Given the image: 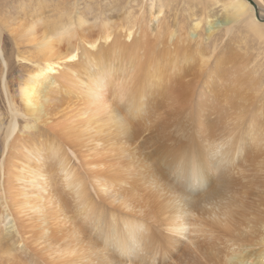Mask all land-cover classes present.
Listing matches in <instances>:
<instances>
[{"label":"bare ground","instance_id":"obj_1","mask_svg":"<svg viewBox=\"0 0 264 264\" xmlns=\"http://www.w3.org/2000/svg\"><path fill=\"white\" fill-rule=\"evenodd\" d=\"M225 1L230 19L246 21L255 35L264 37L263 9L252 0ZM27 6L22 4L18 10ZM158 9L160 12V5ZM29 10L30 22L18 28L22 46L29 49L25 54L16 53L17 58L31 67L18 86L19 107L7 98L5 73L9 63L0 47L1 89L10 116L0 128V226L9 225L3 236H10L11 241L13 235L18 236L22 251L28 248L30 260L38 264H51L48 252L63 258L72 255L74 264H92L87 251L135 263L155 259L149 255L164 256L169 247L180 243L201 249L196 234L207 231L209 236L228 240L227 248L234 253L232 264H253V259L255 264H264V222L259 218L260 227L251 229L257 233L253 238L235 226L231 208L236 202H221L222 197L241 192L242 174L248 168L241 164L264 152V127L246 130L233 119L231 127L224 129L222 121L216 120L232 114L226 106L232 105V97L244 86L243 75L225 67V59L208 73L216 63V52L210 54L206 48L196 60V75L191 70L189 73L186 65L190 53L198 51L190 45L192 34L184 31L177 37L163 31L158 35L159 25L151 13L148 28L124 22L113 26L109 18L88 24L80 17L74 28L70 23L48 28L44 12ZM198 27L199 22L194 24L195 29ZM178 54L183 63L173 65V60L180 58ZM229 74H234L232 80L225 76ZM203 95L211 101L207 117L213 114L215 121L197 122L188 145L149 150L148 141L159 137L170 117L184 115L190 100ZM165 105L167 111H157ZM149 113H154L152 120ZM20 121L25 123L24 131L19 128ZM187 147L188 153L180 157L179 150ZM184 162L189 166L184 167ZM53 172L73 191L83 220L73 222L67 231L63 229L69 242L62 248L55 219L43 213L46 196L42 189L51 182ZM163 177L174 184L163 183ZM149 183L156 195L142 187H150ZM91 185L92 190L88 188ZM105 187L117 194L114 201L119 203L114 208H102L99 205L105 204L93 199ZM206 203L212 205L205 208ZM195 208L201 219L192 217L191 209ZM152 219L164 223L156 232ZM218 227L229 235L222 231L217 234ZM234 229L242 233L231 236ZM39 242L49 244L48 252L40 256ZM5 250L2 256L14 253H10L12 247ZM20 257H13L15 264H21Z\"/></svg>","mask_w":264,"mask_h":264},{"label":"rangeland","instance_id":"obj_2","mask_svg":"<svg viewBox=\"0 0 264 264\" xmlns=\"http://www.w3.org/2000/svg\"><path fill=\"white\" fill-rule=\"evenodd\" d=\"M35 1L37 0H0V18L2 19L0 22V47L2 48L5 58L9 63L8 68H6V73L5 71L4 73L5 75L7 74L6 80L9 85L7 98L8 100H10L11 104L15 105L17 103L16 106H20L18 86L20 81L24 80L27 77V73L31 71L30 66L26 65L24 62H20L17 58V54L19 51L20 53L25 54L29 49L28 47L22 46L23 38L18 34L19 24H22L23 22H30L31 20L26 14V11L28 9H30L29 11L44 12V20L46 21V25L48 26V28L57 27L63 23H70L72 28H74L77 17H80V19L86 21L88 24L93 23L94 19L103 21V19L109 18V21L113 26H119L122 22H124L127 24V26L134 25L135 27L140 26L142 28H146L147 26H149V16L151 13L152 17H155L159 25V27L156 28L159 30H157L158 35L163 31H165L166 33H175L177 34V37H180V35L184 31L189 32L190 35L192 34L190 45L192 47V50L198 49V51H193L190 53V65L188 66L189 62H187L186 65L188 67L189 73H191L192 71V74L196 75L194 69L199 65L196 60H198L200 57L199 53H202L200 51L205 50L206 48L210 54L216 52L214 59V62L216 63L212 64L211 68H209L208 73L211 72V70H214V68L212 67L218 65L220 62H225L226 60L227 63L225 64V67L233 68L236 75H243V79L245 82L244 86L242 88L239 87L238 93H236V95L232 97V105L226 106L227 111L232 112V114H227L221 119L216 118L217 121H222L223 128L229 129L232 125L233 119H237V121L241 122L246 130H249L251 127H264V37L259 38L257 35H255L249 29L246 21H240L237 23L230 19L231 13L230 10L226 7L225 0ZM252 1L253 3H255L257 8L259 7L264 11V0ZM22 4L28 5L24 11L18 10ZM158 5H160L161 8L160 12L158 11ZM149 6H153L152 9H150L151 11L149 10ZM250 7L252 9V6ZM16 11L19 12V14ZM252 11L254 10L252 9ZM16 15L18 17V20H20L19 22L16 21ZM12 17L15 19H13ZM3 21H7L8 23H2ZM11 22L14 25H12ZM112 22H114L115 24ZM198 22L199 27L198 29H195L194 24ZM222 22L226 24L221 25ZM217 24H219V26ZM4 28L8 29L5 31ZM10 30L13 34L7 33L11 32ZM41 33L45 34L44 31H42ZM169 40L171 41V39ZM196 41L197 43L195 44ZM13 54L15 55V57ZM172 55H174V53H172ZM177 61L173 60V65L178 64L179 61H182L181 63H183V59H181V56L180 58H177ZM1 69L3 70L2 64L0 63V72ZM225 76H228V78L232 80L234 74ZM210 104L211 101L207 95H203L202 98L190 100L188 106L186 107L184 115H172L170 117V123L168 124L166 129L159 135V137H154V140L151 141L147 140L149 143V150L156 151L159 147L165 146L188 145L191 142L194 132L196 131L195 127L197 122H208L209 119L211 123L215 121L213 120L215 115L212 114L213 117H207L206 110L208 109ZM215 106L217 107L219 105L215 104ZM63 108H65V106ZM167 110L168 109L165 105L158 108L157 111ZM8 111L9 108L7 106L6 96L1 89L0 81V128L6 126V124L10 121ZM149 116V120H152L154 113H149ZM30 123L31 122H29V124ZM24 126L25 123L20 121L19 128L22 131H24ZM225 137H229V135L226 134ZM82 138L83 141L86 142V138ZM188 151V147L185 149H180L179 156H185ZM2 156L0 157V159L2 158ZM256 157V160L255 158L254 160H250L254 165L249 164L250 161H247L246 164H241V166H243V169L245 168V166L248 167L244 169L245 172H247L246 174L248 177L245 173H243L244 170H242L243 181L240 183L241 192L221 198L222 203H227L231 200L236 202L231 208V215L232 217H235V226L242 227L247 232V234L253 238L257 233H252L251 229L253 227H260V220L264 222V152L260 155H257ZM188 166L189 165L184 162V167ZM239 169L241 170V168ZM53 170H56L55 166L53 167ZM165 178L166 177L162 178L163 183H169L168 185L174 184L170 180V178ZM50 179L51 182L49 183V185L44 186V188L42 189V195L46 196V198L42 201L43 213L45 214V216L51 215L55 219L56 228L59 227L58 229L55 228V230L56 233H59L58 237L61 236L60 248H62L65 243L69 242V236L67 237L65 235V231H63V229L65 228V230L67 231L66 228H69L75 224H79L83 220L80 216L81 210L79 208L78 201L73 191L70 190V188L66 185L65 181L55 175V172L51 174ZM260 183H263V186H261ZM142 187L150 188L151 194L156 195L153 184H150V187L146 184H143ZM88 188L92 190L93 185L89 186ZM10 192L14 194L12 190ZM116 197V193L105 187L102 191H98L93 199L98 200V202L104 203L105 205H99L102 208H114L113 206L119 203V200L114 201V198ZM254 204L258 205L255 206ZM211 205L212 204L206 203L205 208H209ZM254 208H256L257 210ZM191 210V215L194 219H201L198 209L195 208ZM73 222H75V224H72ZM150 222L155 232L164 224L155 219L150 220ZM208 222L209 221H207V223ZM239 222L241 225L238 224ZM89 223L90 222H86L87 225H89ZM4 224L5 225L2 224L0 226V238H3L2 240L0 239V251L3 249L0 254V264H15L13 257L20 256L21 264H38V262H35L36 260H30L32 257L28 248L26 249V251H22L23 246H19L18 236L13 235L11 237V241L9 239L10 236L8 235L9 237H6V240L3 234H5V229H7L9 225L8 223ZM2 229L4 231H2ZM237 229H239V227ZM237 229H234V232H232L230 235L238 237L237 231H239V233H242V231ZM218 230L217 234H219L220 231L225 232V230L220 227H218ZM10 233H12V230ZM182 234L191 235L190 233H186L185 231H183ZM225 234L229 235L227 232H225ZM183 238L187 240L186 236ZM196 239L201 243V249L197 250L193 247L188 248L186 244L180 243L178 246L169 247L166 251L167 254L164 256L149 255L153 256V258L155 259L140 260L139 262L135 263H128L115 256L103 257L97 251H87V253L91 258H93L91 260L93 261L92 264H96V260L100 261L102 264H232L230 259L234 255V253H232L227 248L229 243L226 238L209 236L206 231L204 233L196 234ZM39 244L38 256H40V254L42 253L48 252L49 248V244L47 246H44L42 242H39ZM13 246L14 248L17 247V250H15ZM5 247H8L9 249H11L12 247V251H10V253L14 252L15 254H3L2 256V253L6 252L5 249H8ZM13 250H15L17 253ZM20 250L22 252H20ZM90 252L97 254H91ZM1 256L3 257V262L1 261ZM7 256L11 258L9 259ZM71 257L72 255H70L69 258H63L59 255L52 256L51 252H48L47 258L51 264H74L75 260ZM7 259L8 262L6 261ZM255 261L256 259L252 260L253 264H255Z\"/></svg>","mask_w":264,"mask_h":264},{"label":"water","instance_id":"obj_3","mask_svg":"<svg viewBox=\"0 0 264 264\" xmlns=\"http://www.w3.org/2000/svg\"><path fill=\"white\" fill-rule=\"evenodd\" d=\"M248 2H251V0H247ZM252 3V2H251ZM262 20V22H264V19H261Z\"/></svg>","mask_w":264,"mask_h":264}]
</instances>
